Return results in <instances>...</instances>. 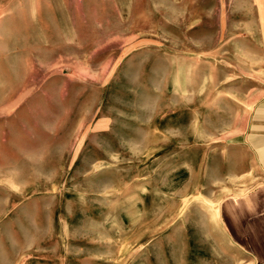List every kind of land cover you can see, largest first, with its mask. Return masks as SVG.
<instances>
[{"label":"rangeland","instance_id":"obj_1","mask_svg":"<svg viewBox=\"0 0 264 264\" xmlns=\"http://www.w3.org/2000/svg\"><path fill=\"white\" fill-rule=\"evenodd\" d=\"M241 3L0 0V264L229 262L227 144L264 95Z\"/></svg>","mask_w":264,"mask_h":264},{"label":"crops","instance_id":"obj_2","mask_svg":"<svg viewBox=\"0 0 264 264\" xmlns=\"http://www.w3.org/2000/svg\"><path fill=\"white\" fill-rule=\"evenodd\" d=\"M249 2L251 9L241 3L240 22L248 26V20H254L256 30L241 34L240 40L261 42L264 51V0ZM231 139L227 200L220 207L227 264H264V95L254 103L243 130Z\"/></svg>","mask_w":264,"mask_h":264}]
</instances>
